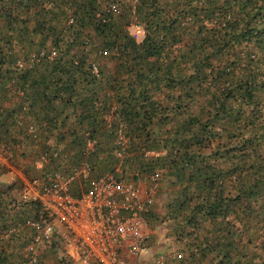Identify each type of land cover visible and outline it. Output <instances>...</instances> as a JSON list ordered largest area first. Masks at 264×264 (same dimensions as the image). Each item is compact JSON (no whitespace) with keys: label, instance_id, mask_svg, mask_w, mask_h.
Here are the masks:
<instances>
[{"label":"trees","instance_id":"16d2710c","mask_svg":"<svg viewBox=\"0 0 264 264\" xmlns=\"http://www.w3.org/2000/svg\"><path fill=\"white\" fill-rule=\"evenodd\" d=\"M28 145L29 178L43 156L160 172L146 220L179 244L167 264H264V0H0V151ZM15 184L0 182V264H28L44 216ZM36 257L74 263L57 238Z\"/></svg>","mask_w":264,"mask_h":264},{"label":"built area","instance_id":"2783aa9c","mask_svg":"<svg viewBox=\"0 0 264 264\" xmlns=\"http://www.w3.org/2000/svg\"><path fill=\"white\" fill-rule=\"evenodd\" d=\"M132 34L141 39L144 30L135 25ZM34 131L30 126L29 132ZM124 143L121 138L119 144ZM95 144L96 141H89L88 151ZM124 152H118V156ZM48 163L49 159L43 156L35 165L39 168ZM161 177L158 172L151 179L125 180L110 173L98 178L84 163L72 172H56L45 180L25 182L23 200L39 201L44 212L39 221L27 223L35 233L28 248V264H36L39 248L54 238L62 242L68 256L81 264H127L121 258L122 251L141 259L139 264H148L151 259V264H167L183 258L176 252L143 258L150 253L146 215L154 206Z\"/></svg>","mask_w":264,"mask_h":264},{"label":"rangeland","instance_id":"374dc122","mask_svg":"<svg viewBox=\"0 0 264 264\" xmlns=\"http://www.w3.org/2000/svg\"><path fill=\"white\" fill-rule=\"evenodd\" d=\"M36 150L37 148L34 145H28L22 148L15 149V152L7 150V155L4 153V151H0V178L2 179L0 180V182L8 183L10 185L15 184L16 182H20V184H22L23 186L25 182L27 184L32 179L45 180L50 178L56 172H62V170L54 169H51L50 171H44V166H40L38 168V171L32 170V173H34L32 174L33 177L29 178L27 167L32 166L33 162H35L37 157V155L35 154ZM118 171H120V169ZM24 188L25 185L23 186L21 192H23ZM159 189L156 194L153 209H155L159 214H163L166 196L163 193H160ZM147 225L150 234L148 245L154 253V256L173 254L176 251L180 250L179 244L174 240V238L168 237L169 230L165 225H157L153 227L149 219L147 220ZM152 262L153 259L148 261V264H151ZM73 264H81V262L78 260H74Z\"/></svg>","mask_w":264,"mask_h":264},{"label":"crops","instance_id":"0c3cea01","mask_svg":"<svg viewBox=\"0 0 264 264\" xmlns=\"http://www.w3.org/2000/svg\"><path fill=\"white\" fill-rule=\"evenodd\" d=\"M0 180H2V179L0 178ZM153 254H154V253L152 252V250H151V248H150V253H149L147 256L145 255L143 258H144V259L151 258L152 256H154ZM121 258H122L124 261H126L127 264H139V262L141 261V259H139V258H135V257L129 255V254H128L127 252H125V251H122V253H121Z\"/></svg>","mask_w":264,"mask_h":264}]
</instances>
